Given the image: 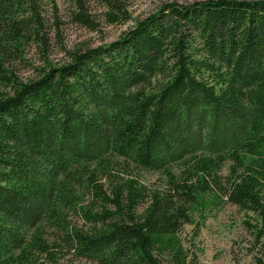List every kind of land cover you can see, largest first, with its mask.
Returning <instances> with one entry per match:
<instances>
[{
	"label": "trees",
	"instance_id": "16d2710c",
	"mask_svg": "<svg viewBox=\"0 0 264 264\" xmlns=\"http://www.w3.org/2000/svg\"><path fill=\"white\" fill-rule=\"evenodd\" d=\"M17 5L0 0V264L179 256V228L228 162L226 201L264 208V0L170 2L28 81L10 65ZM128 162L168 186L123 177ZM86 189L99 207L81 205Z\"/></svg>",
	"mask_w": 264,
	"mask_h": 264
},
{
	"label": "rangeland",
	"instance_id": "374dc122",
	"mask_svg": "<svg viewBox=\"0 0 264 264\" xmlns=\"http://www.w3.org/2000/svg\"><path fill=\"white\" fill-rule=\"evenodd\" d=\"M195 1L198 0H18L14 17L26 27L25 38L11 68L22 81L36 79L45 69L67 64L79 51L116 41L136 23L170 2L182 5ZM159 78L152 80L153 88ZM8 91L7 86L0 85V94ZM115 160L124 161L116 157ZM128 164L129 168L121 173L123 177L132 175L147 191L168 186V178L160 172L144 171ZM228 164L223 165L219 177L221 187L208 191L202 198L203 205L193 207L190 222L179 228L180 255L160 253L158 264H264V208L255 211L226 201L221 191L226 188L222 178L229 175ZM184 166L179 161L172 172L180 173ZM98 180L103 181L104 189L108 188L103 176H98ZM83 194L82 206L99 207V201L90 191L86 189ZM147 205L139 206L137 213ZM68 217L84 225L85 221L75 212ZM56 259L55 264H97L72 254H62Z\"/></svg>",
	"mask_w": 264,
	"mask_h": 264
}]
</instances>
